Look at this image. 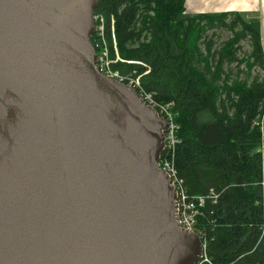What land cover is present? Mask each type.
I'll return each mask as SVG.
<instances>
[{
  "label": "water",
  "instance_id": "95a60500",
  "mask_svg": "<svg viewBox=\"0 0 264 264\" xmlns=\"http://www.w3.org/2000/svg\"><path fill=\"white\" fill-rule=\"evenodd\" d=\"M99 0H0V264H197L167 121L98 71Z\"/></svg>",
  "mask_w": 264,
  "mask_h": 264
},
{
  "label": "trees",
  "instance_id": "16d2710c",
  "mask_svg": "<svg viewBox=\"0 0 264 264\" xmlns=\"http://www.w3.org/2000/svg\"><path fill=\"white\" fill-rule=\"evenodd\" d=\"M185 4L99 0L94 15L106 20L111 59L116 49L122 60L113 70L140 78L156 102L174 104L182 142L175 169L188 199L204 200L195 232L212 264H264L260 21L238 13L191 16ZM223 33L229 37L219 43ZM242 43L249 52L242 54Z\"/></svg>",
  "mask_w": 264,
  "mask_h": 264
},
{
  "label": "built area",
  "instance_id": "2783aa9c",
  "mask_svg": "<svg viewBox=\"0 0 264 264\" xmlns=\"http://www.w3.org/2000/svg\"><path fill=\"white\" fill-rule=\"evenodd\" d=\"M111 35L113 40V46L116 48V42L114 38V18L111 19ZM94 26L97 40H100V46L102 51L97 54V67L100 74L103 76L117 80L129 88L138 93L140 98L152 109H154L158 116L167 121V130L165 134V147L162 155L164 158H160L159 165L161 169L167 173L171 180L172 186L175 188L177 193L176 198V211L177 218L180 227L189 233H196V217L198 215V207H201L204 203L203 199L198 201H190L183 188V182L178 178L177 171L174 164V153L178 146L182 144L181 139L178 137L179 126L176 122V114L173 112V103H158L154 100L153 95L148 93L143 88L140 78H128L121 76L118 71L113 70V64L120 61L119 57L116 60H112L110 57V50L106 40V21L101 15H94ZM93 36V37H94ZM92 37V38H93ZM96 47L99 48V44ZM197 234V233H196ZM264 234V226L263 233ZM198 235V234H197ZM201 238V237H200ZM202 241V238H201ZM203 249L197 264H212L211 260L206 254L205 244L202 241Z\"/></svg>",
  "mask_w": 264,
  "mask_h": 264
},
{
  "label": "crops",
  "instance_id": "0c3cea01",
  "mask_svg": "<svg viewBox=\"0 0 264 264\" xmlns=\"http://www.w3.org/2000/svg\"><path fill=\"white\" fill-rule=\"evenodd\" d=\"M185 8L191 16L238 13L249 19H258L264 48V0H186Z\"/></svg>",
  "mask_w": 264,
  "mask_h": 264
},
{
  "label": "rangeland",
  "instance_id": "374dc122",
  "mask_svg": "<svg viewBox=\"0 0 264 264\" xmlns=\"http://www.w3.org/2000/svg\"><path fill=\"white\" fill-rule=\"evenodd\" d=\"M105 19V18H104ZM106 21V20H105ZM228 37H229V35L227 34V33H223L222 34V36H221V39H220V41H219V43H222L223 41H225V40H227L228 39ZM96 43H97V45L99 44V48H100V52L102 51V48H101V46H100V43H102L100 40H96ZM263 44V43H262ZM242 46H243V51H242V54L243 53H245V52H249L250 50H249V47H248V45L246 44V43H242ZM115 51H116V55H117V57H119V55H118V51L115 49ZM99 52V53H100ZM243 56H241V58H242ZM121 60V59H120ZM122 61V60H121ZM127 64H135L134 62H128ZM241 70H243V71H246V68L245 67H242L241 68ZM254 74V73H253ZM120 75L121 76H124V77H128V78H131L132 77V74H128V75H123V74H121L120 73ZM242 78V77H241ZM264 226V225H263ZM262 233H263V227H262ZM262 238L264 239V234H262Z\"/></svg>",
  "mask_w": 264,
  "mask_h": 264
},
{
  "label": "bare ground",
  "instance_id": "6f19581e",
  "mask_svg": "<svg viewBox=\"0 0 264 264\" xmlns=\"http://www.w3.org/2000/svg\"><path fill=\"white\" fill-rule=\"evenodd\" d=\"M166 134V133H165Z\"/></svg>",
  "mask_w": 264,
  "mask_h": 264
}]
</instances>
